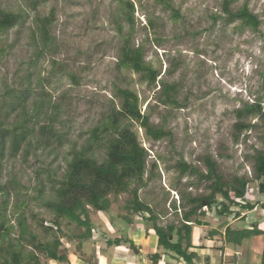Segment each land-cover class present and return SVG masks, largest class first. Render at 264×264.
Masks as SVG:
<instances>
[{
  "label": "rangeland",
  "instance_id": "1",
  "mask_svg": "<svg viewBox=\"0 0 264 264\" xmlns=\"http://www.w3.org/2000/svg\"><path fill=\"white\" fill-rule=\"evenodd\" d=\"M37 1L38 6L32 8L30 0H0L2 9L24 15L14 29L0 33V223L6 221L13 227V239L18 236L21 214L40 235L41 220L53 219L42 204L47 197L40 199L39 191L48 178L49 166L52 172L61 167V177L67 167L64 157L69 144L54 152L42 145L45 140L40 131L48 123L51 105L60 106L55 127L68 132L80 148L111 102L120 107V99L115 98L118 87L136 92L141 111L150 116L151 125L169 133L153 141L140 122L130 121L148 152L147 186L140 190V197L162 214L161 226L180 220L182 213L176 214L174 204L182 205L183 194L200 197L210 193V182L201 179L200 174L180 173L182 160L206 174V158L211 157L225 182L235 178L251 181V196L264 202L254 171L255 157L264 152V0H167L171 7L159 0H130L135 5L133 29L119 0ZM227 1L235 12L247 6L259 19L257 29L242 20L228 23L224 12ZM52 14L51 39L43 51L37 21ZM120 27L123 35L132 33L133 45L143 47L145 62L160 72L154 85L132 70L118 68L124 43ZM70 74L77 77L78 84ZM163 80L177 85L179 106L160 101ZM22 96L27 98L25 107L31 117L27 127L34 134L15 153L12 134L3 133L22 120V110L10 108ZM39 99L46 105L36 123L33 117L38 115L35 103ZM247 104H258L262 115H246L240 120L237 111ZM240 122L251 127L240 132ZM18 132L24 133L21 128ZM104 155L99 150L96 157L101 161ZM110 197V212L92 210L91 217L102 233L119 236L110 222L115 219L119 223L120 216L125 215V203L132 196L122 194L116 201ZM202 211L206 212L203 221L209 225L200 229V245L213 243L219 247L220 235L211 239L210 231L225 232L222 222L230 225L235 217L218 219L204 204ZM136 224L128 230L137 249L123 243L120 250L113 247L103 252L105 243L98 233L80 252L73 238H63V246L71 252L69 258L74 264H83L80 256L96 264L92 256L100 255L104 264H143V259L151 263L155 249L151 254H137L143 245L145 250L150 246L144 240L147 226L142 219ZM64 229L71 235L79 232L75 226L66 225ZM3 255L1 252L0 259ZM180 264L186 263L183 260Z\"/></svg>",
  "mask_w": 264,
  "mask_h": 264
},
{
  "label": "trees",
  "instance_id": "2",
  "mask_svg": "<svg viewBox=\"0 0 264 264\" xmlns=\"http://www.w3.org/2000/svg\"><path fill=\"white\" fill-rule=\"evenodd\" d=\"M119 1L122 3L123 9H126L125 18L130 23V28L133 29L135 5L130 0ZM159 1L171 7L167 0ZM30 3L32 8L38 6L37 0H30ZM230 4L231 2L227 1L224 7L228 23L242 20L252 29H257L259 19L249 11L247 6L235 12L230 8ZM172 10L174 12L173 6ZM177 16L179 14L175 15V17ZM23 18L22 13L8 12L0 7V33H7L14 29ZM53 18L52 14L37 21L40 32L38 33L41 36V43H43L41 50L43 51L46 50L51 39ZM150 24L153 25L151 21ZM119 32L122 34L124 43L118 68L132 70L139 74L142 80H148L151 85H154L160 72L145 62L143 47L133 45L132 33L123 35L122 27L119 28ZM70 77L78 84L76 76L70 74ZM161 89L160 101L164 105H180L177 99L178 87L176 84L163 80ZM115 98L120 99V107H117L115 101L111 102L107 112L103 113L98 119V123L90 128L88 132L90 136L85 145L80 148L77 142L70 140L68 132L55 127L60 106L54 103L51 105L53 111L47 115L48 123L42 125L40 131V136L45 140L42 145L54 152L58 148L65 149L69 144L64 157L67 167L63 169L61 177L58 176L61 167L59 171L52 172L51 166H49L48 178L45 180L46 182H43L42 189L39 191L40 199L47 197L42 204L52 213L53 219L50 221L41 220L39 226L42 234L40 235L34 227L27 224L26 218L21 214L19 217L20 228L16 239L11 237L13 227L7 226L6 221L1 222L0 240H2V246H0V253L2 252L4 255L0 259V264H49L50 261H56L59 264H72L69 258L71 252L64 248L62 239L67 238L72 241L73 238V241L77 242V250L80 252L86 242L93 240L94 233H98L99 240L101 239L105 243L103 252H107L113 247L120 250L123 243L137 249L134 240L129 237L128 230L130 226L133 228L137 226V219H142L144 225L147 226L146 235L148 237L152 234L158 237V245L151 257L152 264H161L163 258L169 254L180 261L184 260L186 264H196L195 260L199 258V252L204 248L199 244L200 229L209 225L203 221V218L206 217V212L202 211L203 204L207 206V210L215 212L218 219H225L232 215L238 219L242 217L243 213L253 211L258 207L264 209V202L260 203L254 196H251V181L245 178H235L231 182H225L218 173L217 163L211 157L206 158L208 168L206 174L182 160L179 164L180 173L183 176L188 173L190 176L200 174L201 179L210 182L208 186L210 193L200 197L183 194L182 205L178 207L174 204L176 214L179 211L182 213L180 220L161 226L159 221L163 217L162 214L140 197V190L147 186L145 175L148 152L139 142L138 135L132 129L130 121L140 122L146 135L153 141H160L169 133L163 128L151 125L150 116L142 113L140 99L133 90L118 87ZM19 99L17 105L12 104L10 108L13 111L20 108L22 120L16 121L12 125L13 128L10 127L3 133L12 134L15 153H18L23 143L28 142L27 137L34 134L27 127L31 118L25 107L27 98L22 96ZM35 104V112L38 115L33 119L37 123L40 119L39 112L46 104L42 99H39V102L37 101ZM246 115L261 116L262 109L258 104H247L243 109L237 111L240 120ZM237 126L240 127V132L251 127V125L241 122ZM20 128L24 133L18 132ZM29 145H31L30 142ZM99 150L105 152L101 161L96 157ZM254 161L255 180L259 182L258 191L264 197V152H259ZM9 184L15 185L13 181H10ZM122 194H129L132 198L126 201L125 215L120 216L119 223L115 219L110 222L111 227L116 229L119 236L116 233L112 235L102 233L93 222L91 211L109 213L113 204L110 196H113L116 201ZM234 209H238V211H234ZM228 224L227 221L222 222L223 227ZM66 225L67 227L75 226L79 232L72 235L65 232L64 226ZM82 229L83 231H81ZM209 234L211 239L220 235L222 240L219 247H212L214 250L223 251L226 248L237 250L242 246L244 240L255 236H264V229H260L258 222L239 229H233L229 225L224 234L221 229H213ZM171 236H173L172 240ZM195 237H198V243L195 241ZM7 239L9 240L4 244ZM92 257L96 264H104L103 255ZM235 257L236 255L231 258V261L233 264H239L236 263ZM42 259H45L46 262H43ZM80 259L83 264H91L92 261V259L83 256H80ZM262 264H264V250Z\"/></svg>",
  "mask_w": 264,
  "mask_h": 264
},
{
  "label": "crops",
  "instance_id": "3",
  "mask_svg": "<svg viewBox=\"0 0 264 264\" xmlns=\"http://www.w3.org/2000/svg\"><path fill=\"white\" fill-rule=\"evenodd\" d=\"M261 210L263 211V213H260L258 208H256L253 211L248 212V214L243 213L242 217L235 219L234 223H230V226L233 229H239L242 227H248L254 223L259 222L260 229H264V209H261ZM260 224H262L263 226H261ZM228 226L229 224L226 226V228ZM204 227L207 228V226H204ZM221 232L222 234L225 233L224 231H221ZM137 233L138 231H136V234ZM144 238H143L144 240L148 241L149 243L148 246L150 247H148V250H145L144 245H143V249L137 252V254L139 255H143V253H145L146 255L153 253V250L156 249L157 244H158V237L156 238V236L153 234L149 237L146 235ZM198 240H199L198 237H195V241L197 243H198ZM200 241H199V244H200ZM213 246L218 247V245H213V243H211V245H209L208 247L206 246L203 249H201L199 252V258L195 260V263L196 264H233V262L231 261V258L234 255H236L235 257L236 263L238 262L239 264H262V254L264 250V236H255L250 239L244 240L242 242V246L238 248L237 250H234L231 248H226L223 251L214 250L212 248ZM139 252H142V253H139ZM167 259L170 260L169 263H167ZM178 261L180 260L171 257L169 254L163 258V261L161 264H180L181 262H183V261H180L179 263ZM143 262H144L143 264H152V262L149 263L147 260H144V259H143ZM119 263L127 264L124 262H119ZM72 264L74 263L72 262Z\"/></svg>",
  "mask_w": 264,
  "mask_h": 264
},
{
  "label": "water",
  "instance_id": "4",
  "mask_svg": "<svg viewBox=\"0 0 264 264\" xmlns=\"http://www.w3.org/2000/svg\"><path fill=\"white\" fill-rule=\"evenodd\" d=\"M173 236L170 237V239L172 240Z\"/></svg>",
  "mask_w": 264,
  "mask_h": 264
}]
</instances>
